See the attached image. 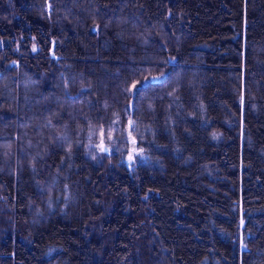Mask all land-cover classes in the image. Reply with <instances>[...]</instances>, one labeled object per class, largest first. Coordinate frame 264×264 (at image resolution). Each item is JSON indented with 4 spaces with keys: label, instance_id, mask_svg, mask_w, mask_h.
Segmentation results:
<instances>
[{
    "label": "trees",
    "instance_id": "obj_1",
    "mask_svg": "<svg viewBox=\"0 0 264 264\" xmlns=\"http://www.w3.org/2000/svg\"><path fill=\"white\" fill-rule=\"evenodd\" d=\"M0 264H264V0H0Z\"/></svg>",
    "mask_w": 264,
    "mask_h": 264
},
{
    "label": "snow or ice",
    "instance_id": "obj_2",
    "mask_svg": "<svg viewBox=\"0 0 264 264\" xmlns=\"http://www.w3.org/2000/svg\"><path fill=\"white\" fill-rule=\"evenodd\" d=\"M35 51V49H33ZM163 77V73L160 74V76H146L144 78V80L142 81H136L134 82L128 89H126L127 92H129L130 94L134 95V96H138L139 92L142 91L144 89V87L149 86L150 82L152 80H160ZM171 94V93H170ZM241 101L243 102V95L241 97ZM133 107L131 101H129L128 105L126 106V110H131ZM134 130V122L132 120H128V124H127V132H128V138H130V141L132 144H136V138L134 136H132V131ZM107 140L108 141H112L113 140V134L112 132H109L107 135ZM99 143L95 145V148L99 151V152H108L110 150V145L105 143V135H104V130L101 129L100 134H99ZM71 150V148L69 147V151ZM133 153H137V154H143V149H135L133 148L128 155V160H133L134 159V155ZM95 158V157H93ZM242 247H247L246 245H242Z\"/></svg>",
    "mask_w": 264,
    "mask_h": 264
},
{
    "label": "rangeland",
    "instance_id": "obj_3",
    "mask_svg": "<svg viewBox=\"0 0 264 264\" xmlns=\"http://www.w3.org/2000/svg\"><path fill=\"white\" fill-rule=\"evenodd\" d=\"M134 148L135 149H137V150H139L138 148H136L135 146H134ZM137 153H133V155H136ZM142 155H144L145 156V154L143 153ZM132 160H129V162H131Z\"/></svg>",
    "mask_w": 264,
    "mask_h": 264
},
{
    "label": "water",
    "instance_id": "obj_4",
    "mask_svg": "<svg viewBox=\"0 0 264 264\" xmlns=\"http://www.w3.org/2000/svg\"><path fill=\"white\" fill-rule=\"evenodd\" d=\"M53 48H55V45L53 46Z\"/></svg>",
    "mask_w": 264,
    "mask_h": 264
}]
</instances>
